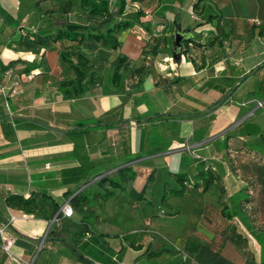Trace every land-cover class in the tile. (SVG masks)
<instances>
[{"label": "crops", "instance_id": "1", "mask_svg": "<svg viewBox=\"0 0 264 264\" xmlns=\"http://www.w3.org/2000/svg\"><path fill=\"white\" fill-rule=\"evenodd\" d=\"M37 2L53 8L51 0H0V227L9 225L19 259L11 261L0 240V264H261L264 205L249 153L259 139L239 129L251 121L264 131V0H215L219 32L192 30L186 8L173 7L166 20L148 14L151 32L136 25L120 33L108 62L88 71L95 83L74 99L58 90L74 78L59 45L37 52L22 41L52 30ZM216 36L223 46L209 45ZM119 57L129 65L113 84ZM123 169L135 174L132 192L100 185ZM154 172L164 177L161 202L150 193L138 200ZM37 193L51 196L61 214L70 203L72 218L49 221L7 202ZM81 194L83 211L72 202ZM225 206L237 212L234 220L223 216ZM138 213L143 226H128ZM163 220L170 232L159 236L151 226L164 227ZM53 226L61 234L48 236ZM86 229L92 232L75 242Z\"/></svg>", "mask_w": 264, "mask_h": 264}, {"label": "trees", "instance_id": "2", "mask_svg": "<svg viewBox=\"0 0 264 264\" xmlns=\"http://www.w3.org/2000/svg\"><path fill=\"white\" fill-rule=\"evenodd\" d=\"M53 8L44 10L40 8V2L34 5L35 11L45 17L48 28L51 32L48 34L32 33L24 37L22 41L37 52L41 49L51 48L59 45L61 59L73 72V79L59 81L58 90L66 99L81 97L88 92L95 83V74L88 73L99 63L108 62L111 51H116L120 47L119 34L136 25L142 26L147 33L151 32V21L146 20L148 14L166 20L167 13L177 6L189 9L194 17L195 23L192 30L203 27H209L208 30L222 31L223 16L218 12L215 0H51ZM179 22L177 19L175 23ZM216 36L210 46H223L224 41ZM168 43V42H167ZM195 46L201 48L202 43H196ZM128 59L119 57L114 61L113 75L111 80L113 84H118L121 79V71L128 68ZM140 72V70H137ZM36 77V76H35ZM264 97H261V99ZM240 134L247 137H257L259 143L252 146L249 153H253L254 159H257V165L254 171L260 177L262 187V204L264 205V131L259 125L245 121L239 129ZM178 182L184 186L185 174L176 175ZM135 174L129 169H123L121 176L117 180L104 178L100 185L105 186L106 190L110 187L120 188L124 192L132 189ZM148 181L142 192L137 193L140 200L149 191ZM205 184V185H204ZM213 184V177L204 180L203 191H207ZM195 188L197 185L194 186ZM185 190L182 188L173 191V194L182 196ZM106 194V197H109ZM167 196L163 197V204L167 202ZM87 198L85 195H78L72 199L76 210L83 211L86 206ZM249 199H241L248 201ZM8 204L21 208L30 215H38L47 220L57 219L63 221V214L59 213V206L56 201L46 193H37L25 199L19 196H11L7 200ZM228 206H225L222 214L228 220H234L238 214H231ZM74 214V213H73ZM72 218V216H71ZM90 230H82L74 235L75 242L79 243ZM264 232V230H263ZM61 234V233H59ZM53 226L48 236L59 235ZM173 253L171 249L164 248L162 251ZM90 262V261H87ZM261 264H264V260Z\"/></svg>", "mask_w": 264, "mask_h": 264}, {"label": "rangeland", "instance_id": "3", "mask_svg": "<svg viewBox=\"0 0 264 264\" xmlns=\"http://www.w3.org/2000/svg\"><path fill=\"white\" fill-rule=\"evenodd\" d=\"M160 176V175H159ZM159 178V177H158ZM163 180H164V177H163V174H162V176H160V178H159V180L157 179V174H155V172L154 173H151V174H149L148 176H147V181H146V183L145 184H143L144 186L142 187V188H144L145 186H146V184L148 183V181H150L151 183L149 184V191L147 192V194H149L150 193V195L152 194V195H154L155 196V198L157 199V202H161V199H160V195H161V193H162V190H163V187H164V182H163ZM138 186H141L140 185V182H138L137 183V187ZM235 200L236 199H232V203H234L235 202ZM152 210L153 211H155V209H153L152 208ZM146 212V211H145ZM145 212H144V215L146 216V217H148L147 215L148 214H145ZM129 215H132V213L131 214H129ZM141 216V217H140ZM151 216H153V215H151ZM151 216H150V218H151ZM132 217V216H131ZM134 217V216H133ZM142 215L140 214V213H138L137 215H136V224L134 225L132 222L131 223H127V221H126V219H124L125 220V222L128 224V226H131V227H135V228H137V229H139V228H141L142 226H143V223H142ZM154 221H156V218H154ZM175 221V220H174ZM176 221H178V220H176ZM165 223V224H164ZM176 224H177V222H175ZM158 224L156 223L154 226H151V230H156V232H157V234L160 236V235H167V234H169V230L168 229H166V226L167 227H170L164 220L162 221V225H164V227H160L161 225H159V226H157ZM170 230H171V228H169ZM172 230H174L175 232H176V229L175 228H173ZM112 232H114V231H112ZM118 232V231H117ZM163 233V234H162ZM171 233H172V231H171ZM262 256H263V258H264V248H263V251H262Z\"/></svg>", "mask_w": 264, "mask_h": 264}, {"label": "built area", "instance_id": "4", "mask_svg": "<svg viewBox=\"0 0 264 264\" xmlns=\"http://www.w3.org/2000/svg\"><path fill=\"white\" fill-rule=\"evenodd\" d=\"M257 23L260 24V22H258V21H257ZM35 76H36L35 73H31L30 75H28L27 79L33 80L35 78ZM16 93H17V90L13 89L11 95H15ZM263 106H264L263 102H258V107H263ZM61 211H62L63 216L66 218H70L74 213V209H73L72 205L68 202L62 206ZM55 221H57V219H55ZM8 228H9L8 224L0 227V240L2 243V250H3L4 254L11 261H18L19 260L18 257L13 252L15 240L9 235Z\"/></svg>", "mask_w": 264, "mask_h": 264}, {"label": "water", "instance_id": "5", "mask_svg": "<svg viewBox=\"0 0 264 264\" xmlns=\"http://www.w3.org/2000/svg\"><path fill=\"white\" fill-rule=\"evenodd\" d=\"M174 38H175V51L178 52L182 47L183 35H180L179 33H177L174 36Z\"/></svg>", "mask_w": 264, "mask_h": 264}]
</instances>
